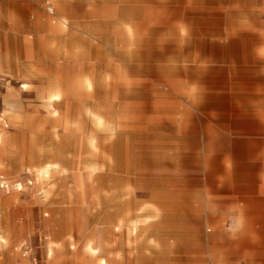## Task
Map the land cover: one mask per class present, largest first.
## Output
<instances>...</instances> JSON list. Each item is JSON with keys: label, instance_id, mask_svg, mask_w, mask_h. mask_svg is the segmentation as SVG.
<instances>
[{"label": "rangeland", "instance_id": "obj_1", "mask_svg": "<svg viewBox=\"0 0 264 264\" xmlns=\"http://www.w3.org/2000/svg\"><path fill=\"white\" fill-rule=\"evenodd\" d=\"M234 177L260 195L239 222L212 200ZM237 240L264 264V0H0V264Z\"/></svg>", "mask_w": 264, "mask_h": 264}, {"label": "crops", "instance_id": "obj_2", "mask_svg": "<svg viewBox=\"0 0 264 264\" xmlns=\"http://www.w3.org/2000/svg\"><path fill=\"white\" fill-rule=\"evenodd\" d=\"M231 181H227L226 183H221L220 188L221 191L220 193L213 195L212 200H222L227 203L228 208L234 209L235 213L234 215H229L228 217L232 216V222H239V219H241V216L238 215V212L236 211L237 209L241 207H254L259 203L260 200V195L255 194V188L258 189V186H255L254 184H250L246 179L239 180L237 178L230 179ZM240 181V182H239ZM241 187H244V190L240 189ZM251 202L252 204H249ZM256 203V204H255ZM240 222H246V223H254L255 216L254 215H245L242 217ZM234 220V221H233ZM228 221V220H227ZM235 249L237 251L235 253H232L229 255L230 261L235 262L233 264H263L258 260V258H255L252 253H251V246L248 245H241L239 243V240L235 243ZM240 261V262H239ZM238 262V263H237ZM220 264H228L224 260L219 262Z\"/></svg>", "mask_w": 264, "mask_h": 264}, {"label": "bare ground", "instance_id": "obj_3", "mask_svg": "<svg viewBox=\"0 0 264 264\" xmlns=\"http://www.w3.org/2000/svg\"><path fill=\"white\" fill-rule=\"evenodd\" d=\"M85 79V78H84ZM93 79V78H92ZM94 81V80H93ZM63 84H64V82H63ZM55 85V84H54ZM53 85V86H54ZM52 86V85H51ZM92 86H93V84H92ZM87 88V87H86ZM94 88V87H93ZM52 89V88H51ZM88 89V88H87ZM87 89H86V91H87ZM94 91H96V90H94ZM91 93V92H90ZM93 93H95V92H93ZM93 93H91V95L93 94ZM54 94H55V92H54ZM52 95V93L50 94V96L52 95V101H55L56 99H58V96L57 95ZM49 97V96H48ZM94 98H95V96H94ZM77 103V102H76ZM72 105V104H71ZM71 111V110H70ZM57 113V112H56ZM65 119V118H64ZM102 119V121H104L103 120V117L101 118ZM60 120V119H59ZM63 120V119H62ZM70 120V119H69ZM71 127V126H70ZM70 129V128H69ZM47 166V165H46ZM45 171H47V169H44Z\"/></svg>", "mask_w": 264, "mask_h": 264}, {"label": "built area", "instance_id": "obj_4", "mask_svg": "<svg viewBox=\"0 0 264 264\" xmlns=\"http://www.w3.org/2000/svg\"><path fill=\"white\" fill-rule=\"evenodd\" d=\"M50 10L52 11V10H53V8H52V7H50Z\"/></svg>", "mask_w": 264, "mask_h": 264}]
</instances>
